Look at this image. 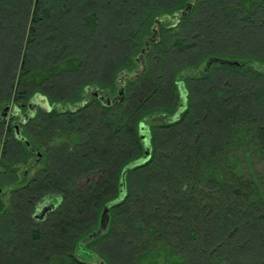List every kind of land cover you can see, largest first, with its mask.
I'll return each mask as SVG.
<instances>
[{"label": "trees", "instance_id": "trees-1", "mask_svg": "<svg viewBox=\"0 0 264 264\" xmlns=\"http://www.w3.org/2000/svg\"><path fill=\"white\" fill-rule=\"evenodd\" d=\"M171 16L174 25L160 22L159 42L150 47L161 52L155 58L165 76L157 70L129 82L147 87L155 85L153 79L162 78L161 100H137L136 90L130 87L134 96L118 103L127 119L124 124H131V129L121 132L117 127L112 132L95 106L73 112L39 110L23 126L34 147L37 142L40 147L45 145L47 161L24 186L17 184L22 193L6 211V254L12 264L31 246L11 240L15 237L11 228L19 220L11 216L55 200L60 203H55L57 208L47 222L30 234L34 237V264H83L72 256V250L82 241L91 244L97 239L105 241L100 250H108L107 264H119L110 254L114 243L125 253L120 264H264V0H0V32L15 33L21 40L27 35V49L10 54L11 64L22 55L19 72H14L17 65L11 71V64L6 67L0 95L10 99L17 77L11 105L23 110L34 86L51 90L52 104L61 100L63 105H73L64 97L74 94L72 89L83 88L86 83L80 80L85 75L96 78L89 66L94 64L90 60L96 44H101L97 54L105 55L98 76L113 80L117 72L132 68V57L143 46L156 18L161 21ZM101 20L109 21L106 26L117 35L108 33L101 38ZM45 32L48 36L41 37ZM78 34L92 47L86 60L81 63L79 58L69 57L60 61L52 77L63 81L51 82L45 67L50 63L48 48L53 45L54 53L57 49L56 60ZM33 37L38 39L34 38V52L40 51L43 58L34 55L40 68L28 75L25 63L33 55L28 52ZM112 46L113 51L120 46L124 50L114 63L107 52ZM147 55L151 58L152 53ZM36 78L38 84H34ZM46 81L50 84L43 85ZM177 82L194 83L197 109L193 113L188 103L179 115H169L175 117L159 125L163 134L158 140L163 146L151 145L154 150L144 159L139 125L149 118L146 113L168 116L166 112L177 110ZM62 94L60 99L56 97ZM0 128L5 134L0 153L4 171L10 169L1 159L9 143H21L11 124L0 122ZM95 175L100 178L94 179ZM104 208L108 209V228L88 240L90 235H85L91 227L81 223L82 218ZM2 212L0 198V222ZM2 237L0 229V240Z\"/></svg>", "mask_w": 264, "mask_h": 264}, {"label": "rangeland", "instance_id": "rangeland-1", "mask_svg": "<svg viewBox=\"0 0 264 264\" xmlns=\"http://www.w3.org/2000/svg\"><path fill=\"white\" fill-rule=\"evenodd\" d=\"M103 19L106 20V17L103 16ZM115 19H119V18L115 17ZM157 19L158 18H156V20ZM160 22H161L162 25L164 24V26L165 25H167V26L174 25V17L171 16L169 18H161V21ZM107 23L110 26L109 21L108 22H106V21L105 22L104 21L102 22V20H101V22H100V24H101V26H100V35H101V38H103V36L105 34H108V33L110 35L112 34V36L113 35L114 36L117 35L116 31L115 32H110V30L106 26ZM112 26L114 27L115 25L113 24ZM73 32H74V30H73ZM176 32H177V30H175L174 33H176ZM5 33L4 32H0V82L1 83L4 82V79L6 80V78H7L6 77V74H7L6 73V67L11 64L10 61H11V58H12V55L10 56V54H13L14 51H18V48H20L19 50H21L22 53H23V51H25L27 49V48H25L26 47L25 46L26 45V41H27V35L26 36L23 35L22 40H21V39H18L17 38V34H15V33H12V32L10 34H7V33L5 34ZM36 33L38 34L40 32H36ZM42 36L43 37L44 36H48V34H46V32H45L44 34L43 33L41 34V37ZM80 36L82 38V35H80ZM146 36H148V35H146ZM18 37H19V33H18ZM34 38L36 39V37H33V39ZM187 38H190V37H187ZM35 39H34V42H35ZM37 40L38 39H36V41ZM188 40H190V39H188ZM52 41H53V39L50 42H52ZM34 42L32 43V46L30 47V50L28 51L29 53H33V55L32 54L29 55V58L27 59V62L25 63V70L26 69L28 70V75H31L33 73H36L38 71V69L40 68V65L34 62V55L37 56V57H40L41 59L43 58L40 51H38L35 54L34 51L36 49L34 50V46L37 43L35 42V44H34ZM52 43H55V41H53ZM52 43L49 44V47L52 45ZM87 45H86V43H84V41H81V39L79 37V34L78 35H75V39L69 41V48H67L66 52L63 51V55H58L57 54V56L55 58L56 60H54V55H55V53H57V49H56V52L54 53V46L53 45L50 48H48L50 63L48 61L45 64V67L48 68V72L50 71L49 72L50 73V76H51L50 77L51 78L50 81L51 82H54L56 80L55 81L56 83L60 82V80L63 81L62 78H55V80H54V78L52 77V75H54L56 72H58L57 71L58 69L56 68V66H57L58 63H60V61H64L65 59H67L69 57H76V58H79V60H80L81 63L84 62L86 60V57H87L86 54H87L88 49L92 48V47H89ZM103 46H104V44L102 45V47ZM95 47H97V48H96V50L94 52V55L91 56L92 59L90 60V63L92 61H94V64H89V66L92 65L91 68H94V73L98 74L100 67L103 68L101 66V64H102V61L101 60L102 59H105L104 58L105 55L97 54L98 50L101 48V44L100 45L96 44ZM111 48L112 49H110L107 52H109V54H110V61H112L114 63V61H115V59H117V56L119 55L120 51L123 50V47L122 46L117 47L120 50H118L116 48V51H113L114 50L113 46ZM142 48H143V46L140 47L138 49L137 53L135 54V56L132 57V61L131 62L133 64H132V68L130 67L131 69H129V71L123 70L121 72H117L116 73V76L114 77L113 81L116 82L117 86L120 85V82H122L121 81V76L124 75V74H127L128 77H131L132 79H133V77L135 79H138V78L142 77L144 74L146 76L150 72L153 73V72H157V70H159L160 71V74L158 73V75H161V73H162V75L165 76V73L162 72L163 71V68H160V65H159V63H157V59H156L160 55H162L161 52H159V50L157 51L154 48L153 49H150V52L152 53V56L154 55V57L151 56V58H149V55H147V54L145 55V57H144L145 58L144 59L145 62H144V66H143L144 68L139 63H135L134 60H135V58L138 57V55L140 54V51H141ZM37 50H40V49H37ZM104 50H106V49H104ZM161 50H163L162 47H161L160 51ZM156 52H157V56L155 54ZM115 53H116V56H115ZM107 56H108V54H107ZM155 56H156V58H155ZM7 57H9L8 60H7ZM19 57L20 58L18 59L17 62L12 61V64H11V66L8 69V70L11 71V68L13 69V67H15L17 65V67H15L16 70L14 71V72H17V74L19 72L18 68H19V66L21 64L20 62H21L22 55L20 54ZM15 58H16V56H15ZM186 63H187V61H186ZM188 63H190V61ZM175 65H177V64H175ZM200 69H203V65L200 66ZM53 70H54V73L52 74L51 72ZM137 73L138 74L140 73V76L139 77L138 76L136 77V74ZM59 74H60V72H59ZM60 75H62V74H60ZM178 77H179V74H178ZM147 79H148V77H147ZM16 81H17V77L12 82L13 83V85H12L13 87H12V93L10 95V99L5 98V100H4L2 98V95H0V108L1 107H4V106H8V109L9 110H12V106L13 105H11L12 103H10V102L12 100V96L14 95L15 91H17V88L15 86ZM80 81H81V83H87V82H84L82 79ZM39 82H40V79H37L36 78L34 84H38ZM47 83L50 84L48 81H46V82L43 83V85L44 84L47 85ZM151 83L152 84H155V85L154 86H149L148 85L147 87L146 86L145 87H142L141 84H139V85H137V84H135V85H129V82H127V80H126L125 83H124V86H126V89H128V88L131 87L132 89L136 90L135 98L137 100L138 99L139 100H144L146 97L147 98H152V99H156L157 98V99L161 100L160 96H161V93H163L161 91L162 78H160V80H158V81H156V80L153 79V82H151ZM92 84H95V81H93ZM152 84H150V85H152ZM177 85H178L179 90H178V94H177L178 97L175 100L174 109L175 108L177 109L178 106H179V93H180V90H181L182 91V94H183V99H184L182 104H184V106H185L188 103L189 104L191 103L192 109H194V111H192V112L195 113V111L197 109L198 101H199V96L195 93V85H194V83L191 84V83H186V82H184V83L177 82ZM76 86L78 87L79 86V83ZM151 87L153 89H151ZM156 89H158V90H156ZM162 89H163V87H162ZM32 90H34L35 93H39V94L45 96L46 97V101L49 104L52 102L53 96H52V91L51 90H45V88L42 87V86H34V89H32ZM126 91L128 92V90H126ZM34 92L32 93L33 96L30 95V97L34 98ZM72 93H74V94H72ZM71 94L72 95H69V96L64 97V99H69V102L68 103H71V104H73V103L75 104V103L79 102L80 99H81V95H82V88L79 87V88L74 89V90L72 89ZM54 96H56V95H54ZM62 96H63V94L61 96H59V97L58 96H56V97L58 99H60ZM5 97H7V96H5ZM8 97H9V95H8ZM77 100H79V101H77ZM55 102H58V100H55ZM61 102L62 101L59 100V103L61 105L65 104V103H61ZM64 102H67V101H64ZM58 105L59 104H57L55 106L56 107H59ZM62 107H64V105ZM124 107H125V105H124ZM119 108L120 107L114 108V110L117 109L118 117H119V119H121V121H120L121 123H119L118 128H119V130L121 132H123V128L128 127L127 129H131L129 127H132V126H130L131 124H127L125 126L124 122H127L126 121L127 119L125 118V116L123 114H121V111H120L121 109L119 110ZM96 109H97V107H96ZM21 111H23V110H21ZM175 111L172 112V113L171 112H166V113H168V116H166L167 114L160 113V115L163 116V117H161L159 115H156L155 116L154 114H151V113L150 114H147V113L145 114V116H149V118H151L150 121L148 120L145 123L142 122L147 127V128H145L146 129L145 132L150 135V142L148 141L149 151L150 150H154L151 145L154 146L156 144L155 146H159V147H162L163 146L164 143L159 144L161 142L158 140V138L159 137L161 138V136L163 134V132L159 128V125H161L163 123L165 124V123L171 121L175 116H177V114L179 115V113H176ZM89 113H92V111L89 112ZM173 114H176V115L174 117L173 116L172 117L169 116V115H173ZM152 115H154L155 117L154 116L152 117ZM122 116H124V117H122ZM16 126H18V124H16ZM114 127L115 126H113V128ZM140 128H144V127L143 126H140ZM18 131H19V133L21 131L22 132V135H23L22 137H24L28 141V139L25 137V135L23 133L24 132V129L18 127ZM125 138L127 139V137H125ZM4 139H5L4 130L0 128V153H1L2 149H3L2 145L4 143ZM6 139H8V138H6ZM129 140H130V137H129ZM31 146L34 149V145L31 144ZM42 146L43 147H40L39 144H38V142L35 143V148L39 151V153L41 155H43L42 156L43 157V162H41L37 166H34L35 158H34V156L29 151L26 150V148H25V146L23 144H18L15 141L14 142L12 141L11 144L9 143L8 148H6L7 154H6V156L4 158H1V159L4 162V164L5 163H9L10 164V166H9L10 169L4 170L6 174L3 173L0 176V192H4L5 189L6 190H9V191H11V190H17V191L14 192V193H12L11 195H8V194L6 195V198L8 197L7 200H6V204H10L11 201H12V203H13V201L16 202L15 201L16 198L19 199L18 196H20V194L22 193V191L21 190L18 191V189H16L18 183H20V186H24L28 181H30L32 178H34V176L37 175L38 173H40L41 170L43 169V167L45 165L44 163H46L47 160H46V157L44 155V152H45L44 149H46V147H44L45 145H42ZM143 158L145 159V155H144ZM139 160H137V161H139ZM3 169L4 168L2 167V164L0 162V173L1 172H4ZM24 172H26V173L24 174ZM11 173H13V174H11ZM12 180H15V181L9 183V181H12ZM84 180H85V178H84ZM17 192H18V194H17ZM7 201H8V203H7ZM8 209H10V208H8ZM102 214H103V211L102 212L99 211L98 214H96V215L93 214V215H91V217H88L86 220H85V218L84 219L82 218V222L81 223H83V224H85V223L86 224H90V227H91L90 230L86 231L87 233H89V234L85 235L86 237L89 236V235L91 236V235L95 234V232L100 229L99 222H100V218H101V215ZM11 217H14V215H12ZM19 220L21 222H23V219L22 220L19 219ZM87 220H90V221H87ZM3 224L5 226V222L4 221H3ZM32 230H34V228ZM32 232H34V231H32ZM22 234H23V236L27 235V233H24V232ZM78 238H80V235L78 236ZM78 240L79 239H77V241ZM104 242H105L104 240L103 241H100V239H97V240H93V242L91 244H89V243L87 244L86 243V245H84L82 249H79L80 253L79 252L77 253V249L73 247L74 249L72 250L71 254L80 263H83V264H100V263L101 264H107L105 260H106V257H108V256H106L105 253H108V250L105 249L104 250L105 252H103V251L100 250V248H101L100 245H102ZM1 243H2V241L0 240V244ZM73 246H76V244H73ZM111 246L113 247V249L111 248L110 254L112 255L113 260H116V257H117L118 262L120 264L121 263V258L122 259H125V253L120 248V246L117 245L116 243H114L113 245L111 244ZM24 251H25V254H23L24 257H21L18 261L15 262V264H29V263H27V260H28V258H30V248H28V251L27 250H24ZM84 252H87L88 254H90V256H86ZM91 253H92V255H91ZM0 256H1L0 257L1 258L0 259V264H3L4 263L3 261L5 260V258L2 257L1 253H0ZM9 263L12 264L11 262L8 261V256L6 254V262H5V264H9ZM33 263L34 262H32V264ZM123 263L124 262H122V264Z\"/></svg>", "mask_w": 264, "mask_h": 264}, {"label": "flooded vegetation", "instance_id": "flooded-vegetation-1", "mask_svg": "<svg viewBox=\"0 0 264 264\" xmlns=\"http://www.w3.org/2000/svg\"><path fill=\"white\" fill-rule=\"evenodd\" d=\"M151 36V32L148 36H145L143 38V48H144V42L147 41V39ZM160 39V32H158V36L157 38L154 39V42H150L149 43V51H150V47L153 44H156L157 42H159ZM142 48V49H143ZM141 49V50H142ZM148 51V52H149ZM146 52L143 56V58L141 59L138 55L137 58H135V63H139L142 67L144 66V62H145V55L148 53ZM143 62V64H142ZM144 68V67H143ZM100 73V72H99ZM98 73V74H99ZM141 73V72H140ZM140 73L136 74V77L140 76ZM98 74L93 72V76H95L96 78L92 79L89 76H84L81 79L84 82H87L83 88H82V95H81V99L79 102L73 104L72 105H64V107H62L63 105L59 104V107H56L55 105H57V103H48L46 101V98L41 95V94H35L34 98L30 99L29 102L27 103V106L22 110V108H20L19 106H12V110L8 109V106H4L2 108H0V122H5L8 124H11L13 127L16 126V124H18L19 128H23V126L29 121L34 119V117L36 116V114L39 112V110L42 111H47V112H51L53 110H56L58 112H73L79 108H86L87 106H95L97 107V113L101 114L102 116H104L106 118V127L110 128L111 131L113 132V130H115L118 126H119V117H118V113H117V109L114 110V108H117L118 103L123 102L124 100L128 99V97L134 96L135 93H130L129 91L127 92L126 90V86H124L125 81L127 80V82L133 81L135 80V78L133 77V79L131 77H128L127 74H124L121 76V81L120 85L117 86L116 82H114L112 80V77H103V76H98ZM93 81H95V84H92ZM183 94L182 91L180 90L179 93V106L176 110V113H180L182 108H184V104L183 103ZM61 106V107H60ZM17 107V108H16ZM23 112V113H22ZM108 113V114H107ZM159 116H161L160 114H158ZM108 117H110L111 119L109 120V124H107L108 122ZM163 117V116H161ZM85 121H87L88 117L85 116L84 117ZM150 121V118L145 119V121H143V123H145L146 121ZM141 123L139 125V136L141 138V142L143 144L144 147V154L147 150V148H149L148 145V141L150 142V135L148 133L145 132V128H147L145 126V124ZM113 126H115L113 128ZM140 126H143L144 128H140ZM148 132V131H147ZM16 135V133H15ZM22 132L20 131L19 135H16V139L19 140V142L21 144H23L25 146V143H29V147L30 150H28L35 158L34 161V166L39 165L41 162H43V155H41L39 153V151L34 147V149L31 146V143L28 142L24 137H22ZM148 145V146H147ZM26 147V146H25ZM35 168V167H34ZM26 172H24L25 174ZM94 178L98 179L100 178V176L95 175ZM122 185V183H121ZM17 190H4V192H0V198H1V202H2V217H1V222H0V228H1V233H2V257L5 258V260L3 261L5 264L6 262V251H7V247H6V243L8 242L7 237H8V221H7V217L9 216V213H7V209L11 208L12 206L9 204H6V195H11L12 193L16 192ZM8 203V201H7ZM55 203H60L59 200H55V201H44L40 204L37 205H32L30 207V211L29 212H17L16 214H14V216L17 219H24L23 222H21L20 220L16 221L14 228H11V234H14L15 237L11 238L12 241L14 242H18V244H22L26 245V247H28L29 245L30 247V260L34 259V237L30 236V234L32 233V229L35 228L38 225L41 224H45L47 222V218L48 215L52 212L55 211V209L57 208V204L55 205ZM11 216V215H10ZM108 216V215H107ZM3 221L5 222V226L3 224ZM109 222V221H108ZM102 215L100 218V229L98 230L101 231V233L106 232L107 228H108V223H107V227L105 230H102ZM23 227V228H22ZM27 233V235L23 236L22 233ZM86 245L85 241H82L80 243V246L77 247V253L79 251V249H82L83 246ZM21 246V247H22ZM25 248V247H24ZM86 256H90V254H88L87 252H84ZM92 255V253H91ZM1 257V256H0ZM1 259V258H0ZM32 260L30 262V264H32ZM34 261V260H33ZM2 262V261H1ZM34 264V263H33ZM101 264V263H100Z\"/></svg>", "mask_w": 264, "mask_h": 264}, {"label": "water", "instance_id": "water-1", "mask_svg": "<svg viewBox=\"0 0 264 264\" xmlns=\"http://www.w3.org/2000/svg\"><path fill=\"white\" fill-rule=\"evenodd\" d=\"M160 26H161L160 25V21L159 20H155L154 24H153V27L151 28V36L147 39V41L144 42V48L140 51L139 57L141 59L143 58L144 54L149 51V48H148L149 43L150 42L151 43L154 42V39L157 38V36H158V28ZM222 63L226 64V65H229V66H237V67L241 66V65H239V63H237L235 61H224ZM142 64H143V62H142ZM14 130H15L16 135L18 136L19 135L18 126H15ZM25 146H26V148L28 150H30L29 143L26 142ZM149 154H150V151H149V148H147V150H146V152L144 154L145 155V159L149 156ZM107 215H108V209L104 208V211H103V214H102V223L103 224L101 223L102 224V227H101L102 230H105L106 227H107V223H108V216ZM100 234H101V231L97 232L96 234H93V235L89 236L88 240H90L93 237H96V236H98Z\"/></svg>", "mask_w": 264, "mask_h": 264}]
</instances>
